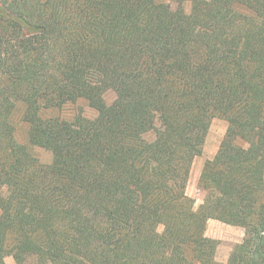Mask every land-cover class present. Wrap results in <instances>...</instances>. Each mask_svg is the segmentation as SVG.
I'll list each match as a JSON object with an SVG mask.
<instances>
[{"label": "trees", "instance_id": "1", "mask_svg": "<svg viewBox=\"0 0 264 264\" xmlns=\"http://www.w3.org/2000/svg\"><path fill=\"white\" fill-rule=\"evenodd\" d=\"M171 2L0 0V264H219L208 220L244 229L226 264H264V0ZM80 100L94 118L43 116Z\"/></svg>", "mask_w": 264, "mask_h": 264}, {"label": "rangeland", "instance_id": "2", "mask_svg": "<svg viewBox=\"0 0 264 264\" xmlns=\"http://www.w3.org/2000/svg\"><path fill=\"white\" fill-rule=\"evenodd\" d=\"M157 4L168 5L173 7L171 0H155ZM188 11L189 4L186 5ZM85 80L92 85L99 84V76L94 71H88L85 73ZM116 96L113 92L107 91L104 94V100L107 104L112 103ZM124 103H128L129 100L120 99ZM81 110L83 115L87 118H94L96 112L90 108L86 101L80 100L75 105H66L59 111H47L43 113V116H59L62 119L71 120L77 111ZM24 111L23 105H18L11 121L14 126V138L17 143L27 145L30 147L34 155L38 158L41 164L47 165L51 162V153L47 148V144L43 140H34L29 137L28 126L22 120V114ZM227 123L219 118H214L211 121L209 130L206 135L200 138L196 145L195 157L193 159L188 181L186 184L185 193L193 200L194 210H198L202 204L203 192L199 187V177L204 163L212 159L216 154L219 144L225 134ZM147 139H151L152 135H146ZM158 231H162V227L158 228ZM205 236L216 240L218 246L215 253V260L219 264H226L227 259L236 244H239L244 237V229L240 227L226 225L216 220H208L205 228ZM5 264H13L11 256L5 258ZM27 264H32L30 261Z\"/></svg>", "mask_w": 264, "mask_h": 264}]
</instances>
